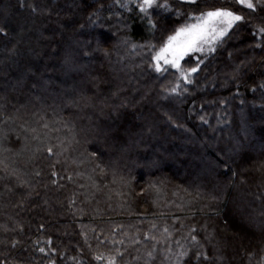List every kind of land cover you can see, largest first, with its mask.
Returning <instances> with one entry per match:
<instances>
[{"label":"trees","instance_id":"trees-1","mask_svg":"<svg viewBox=\"0 0 264 264\" xmlns=\"http://www.w3.org/2000/svg\"><path fill=\"white\" fill-rule=\"evenodd\" d=\"M234 2L169 0L247 21L183 58L188 83L152 60L183 16L154 12L153 29L139 0H0V264H104L95 254L115 249L117 264H174L176 241L190 249L180 264H264V11Z\"/></svg>","mask_w":264,"mask_h":264},{"label":"snow or ice","instance_id":"snow-or-ice-1","mask_svg":"<svg viewBox=\"0 0 264 264\" xmlns=\"http://www.w3.org/2000/svg\"><path fill=\"white\" fill-rule=\"evenodd\" d=\"M174 2L180 6H198V0H174ZM235 3L242 6V9L248 10L249 14L264 11V0H235ZM137 7L139 12L144 16L153 29L156 28V22L153 20L154 12L161 18L166 17L169 13H172L176 19H179L181 16L185 18V22L173 30L174 34L167 36L166 43L159 48V51H157L152 57V60L155 61V71H162V62L164 65H170L172 68L176 69L180 73V78L188 83H191L190 73L196 72L197 68L194 67L186 70L181 67V60L190 52H203L205 45H215L217 42L222 41L223 37L228 35L229 30L246 20L244 14L229 7H219L214 10L199 11L198 14L195 12H181L179 8L173 9L169 0H163V2H161V0H139ZM33 11H35V9H33ZM262 19H264V17H262ZM254 27H256V32L259 35L264 36V25H254ZM4 31V28L0 27V33H3ZM256 47H260V44H257ZM209 50L215 51V48L210 47ZM179 87L180 85L177 83L170 89V91L176 93ZM261 87H264V85H261ZM81 99L87 104L89 98L82 96ZM43 127L47 129L48 125L44 124ZM32 132L34 133L32 137L34 140L41 139L40 133H38L36 129H32ZM103 135L107 136L108 133L104 132ZM41 143H43V141H41ZM37 150H40L39 147ZM45 150L49 155L55 154L53 148L50 146ZM91 155L95 157L97 154L93 152ZM99 167L100 166L97 165V168ZM100 172L101 174H106L103 168L100 169ZM36 175H39V173L37 172ZM53 175H55V173H53ZM153 228H155V225H153ZM163 231L167 234L169 230L165 227ZM194 231L195 230L193 229L192 232ZM186 239H190L193 245L198 243L197 237L192 235L191 232ZM145 240L156 241V237L146 235ZM156 242L159 243V241ZM15 243L16 242H13V246H15ZM49 243H51V241H49ZM101 243H103V241ZM120 243L123 242L121 241ZM134 243L139 244L140 241L135 240ZM176 244L180 249L179 251L173 253L169 246L167 252L175 257L174 264H180V262L189 255L190 249L181 245L180 241H176ZM39 251L44 253L45 249L40 248ZM153 251H155V244L153 245ZM153 251L147 253L149 258H153ZM123 256V251L115 249L114 254H109L108 256H105L103 253H97L94 256V259L102 261L104 264H117L118 259ZM195 257L197 260H200L201 258L208 260L207 253L201 250L195 252Z\"/></svg>","mask_w":264,"mask_h":264},{"label":"rangeland","instance_id":"rangeland-1","mask_svg":"<svg viewBox=\"0 0 264 264\" xmlns=\"http://www.w3.org/2000/svg\"><path fill=\"white\" fill-rule=\"evenodd\" d=\"M161 2H163V1H161ZM235 3V2H234ZM242 7V6H241ZM219 8V7H218ZM215 9V8H214ZM214 9H211V10H214ZM208 11V10H207ZM192 22H194V21H192ZM247 21L245 20V22H243V23H246ZM248 22H249V20H248ZM94 29H98V27L97 26H95L94 27ZM254 32H255V30H254ZM257 33V32H256ZM172 34H174V32L172 33ZM259 35V34H258ZM260 36V35H259ZM167 40V39H166ZM166 40L163 42V44L164 43H166ZM218 43V42H217ZM217 43L215 44V45H205L204 46V51L203 52H197V51H193V52H190L188 55H186L185 57H187V56H189V55H192L194 58H197L199 55H203V54H208L209 52H211L210 50H209V48L210 47H215L216 45H217ZM163 44L160 46V47H162L163 46ZM119 45V44H118ZM120 46V45H119ZM159 47V48H160ZM96 49H94V51H95ZM157 51H159V49L157 50ZM127 55V57H129L130 59L132 58V56H131V53L130 52H128V53H126ZM155 54H156V52H155ZM184 57V58H185ZM192 57V58H193ZM183 60V59H182ZM181 60V61H182ZM154 65H155V61H154ZM164 66H170V65H164L162 62H161V67H164ZM171 67V66H170ZM79 88H80V86H79ZM20 89H22V87H20ZM75 92H78V91H75ZM89 92V91H88ZM83 97H85L84 95H82ZM93 100H94V102H95V99L93 98ZM81 102H83V103H85V101L84 100H82L81 99ZM88 103V102H87ZM38 106V105H37ZM32 109H38V111H39V113H42V112H44L45 111V106L43 107H41L40 105L38 106V107H36L35 105H33V104H28L27 106H25L23 109H21V113L23 114V113H25V115L26 114H29L31 111H32ZM9 111V110H8ZM79 120V119H78ZM76 122H77V120H76ZM76 128H77V131H78V134H79V141L80 142H83L84 141V139H86L87 138V136H88V133L86 132V129H85V126H83V125H80L79 123L78 124H76ZM121 162L122 161H118L117 163H112V165H110V171H111V174H113V175H115V176H119V175H121V170H123V167H122V164H121ZM202 186V185H201ZM240 217H241V222H242V226L241 227H243L248 233H254L253 231V229L248 225L249 224V222H253L254 220H252L251 219V216L247 213V212H245V211H240ZM261 224L263 225L264 223H263V221H261ZM253 235V234H252ZM254 235H255V233H254ZM247 239H248V237H245L244 239H243V241L244 242H246L247 241Z\"/></svg>","mask_w":264,"mask_h":264}]
</instances>
